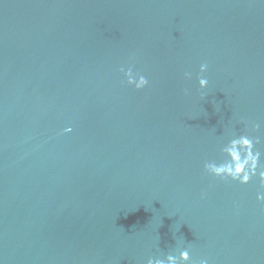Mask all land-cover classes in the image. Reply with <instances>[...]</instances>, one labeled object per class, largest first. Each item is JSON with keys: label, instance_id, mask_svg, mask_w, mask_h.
<instances>
[{"label": "water", "instance_id": "water-1", "mask_svg": "<svg viewBox=\"0 0 264 264\" xmlns=\"http://www.w3.org/2000/svg\"><path fill=\"white\" fill-rule=\"evenodd\" d=\"M241 134L264 164V0H0L2 264H264L258 180L203 169Z\"/></svg>", "mask_w": 264, "mask_h": 264}, {"label": "clouds", "instance_id": "clouds-1", "mask_svg": "<svg viewBox=\"0 0 264 264\" xmlns=\"http://www.w3.org/2000/svg\"><path fill=\"white\" fill-rule=\"evenodd\" d=\"M121 72L124 74L127 85L134 87L136 90L145 88L149 81L143 74H133L132 68L127 70L121 66ZM207 63H201L199 66V75L197 76L199 89L201 91V98L204 99L206 94L203 90L207 89L209 81L203 74L207 72ZM185 78H191V73L186 72ZM238 123L242 124L245 128L259 129L260 124L251 121L240 120ZM72 131L71 127H66L63 132L69 133ZM246 134L233 135V137L227 142L221 149L223 158L219 161L208 160L204 162V172L215 178H219L225 181L236 182L240 185H247L253 178L258 180V190L256 192V200L260 203H264V164L261 163V153L256 150V143ZM167 264H179L180 261L189 260V251L187 249L180 252L179 259L175 256L169 255L167 258ZM2 264V261H0ZM148 264H165L163 260L149 259ZM198 264H209V260L206 257L201 258Z\"/></svg>", "mask_w": 264, "mask_h": 264}]
</instances>
